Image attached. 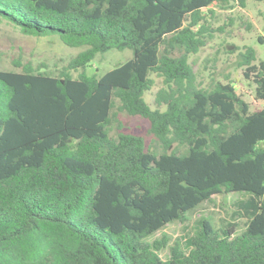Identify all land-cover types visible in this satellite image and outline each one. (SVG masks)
Here are the masks:
<instances>
[{
    "label": "trees",
    "instance_id": "obj_1",
    "mask_svg": "<svg viewBox=\"0 0 264 264\" xmlns=\"http://www.w3.org/2000/svg\"><path fill=\"white\" fill-rule=\"evenodd\" d=\"M248 1L264 0H0L20 32L82 49L57 74L0 69V264H264V106L250 111L231 81L202 86L189 62L216 31L210 7ZM125 49L129 60L86 73ZM240 57L264 102V60ZM120 115L147 120L158 148ZM234 192L248 194L239 233L202 218L184 242L149 241Z\"/></svg>",
    "mask_w": 264,
    "mask_h": 264
},
{
    "label": "rangeland",
    "instance_id": "obj_2",
    "mask_svg": "<svg viewBox=\"0 0 264 264\" xmlns=\"http://www.w3.org/2000/svg\"><path fill=\"white\" fill-rule=\"evenodd\" d=\"M206 12V11H204ZM208 25L216 30L207 45L197 54L189 57V62L202 86L206 87L211 80L231 81L235 90L243 101L248 103L250 111L260 110L264 102L258 101L254 96L255 85L252 79L244 77V68L239 66L240 54L245 48L255 51L256 60H264V1H248L244 9L236 7L220 9L213 5L210 12L206 13ZM261 40V41H260ZM82 49L69 48L63 45L56 36H34L20 32L4 20H0V69L18 71V64L29 63L41 71L57 74L68 61ZM132 57L131 51L111 50L99 53L86 68L88 75H101L114 67L124 63ZM73 77L77 73H72ZM155 84L150 91L145 93V101L153 107L154 93L162 87V79L151 75ZM122 131L140 135L145 138L146 144L158 148V144L148 135L149 123L138 116L129 117L120 115ZM116 130L111 131L114 135ZM248 194L228 193L216 194L210 201L202 203L194 211L186 215L184 222H173L156 232L149 241L160 238L163 234L170 238L169 245L175 240L190 237L194 232L197 222L208 219L215 228L230 222L237 225L239 233L246 222L238 207L239 202H244ZM162 259H167L168 248L159 253Z\"/></svg>",
    "mask_w": 264,
    "mask_h": 264
}]
</instances>
